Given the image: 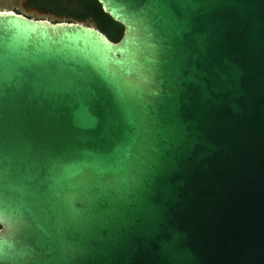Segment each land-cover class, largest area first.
I'll return each instance as SVG.
<instances>
[{"label":"water","instance_id":"1","mask_svg":"<svg viewBox=\"0 0 264 264\" xmlns=\"http://www.w3.org/2000/svg\"><path fill=\"white\" fill-rule=\"evenodd\" d=\"M99 2L0 9V264H264V0Z\"/></svg>","mask_w":264,"mask_h":264},{"label":"trees","instance_id":"2","mask_svg":"<svg viewBox=\"0 0 264 264\" xmlns=\"http://www.w3.org/2000/svg\"><path fill=\"white\" fill-rule=\"evenodd\" d=\"M29 4L43 11L54 12L59 18L94 23L115 42L119 41L124 33V26L104 11L99 0H29ZM14 10L20 12L18 8Z\"/></svg>","mask_w":264,"mask_h":264},{"label":"rangeland","instance_id":"3","mask_svg":"<svg viewBox=\"0 0 264 264\" xmlns=\"http://www.w3.org/2000/svg\"><path fill=\"white\" fill-rule=\"evenodd\" d=\"M10 8H18L19 10H23L29 13V11H27L28 9L26 7V4L23 2V0H0V9H10ZM30 14L43 18H48L50 20H57L59 18L52 15L50 12L43 10L42 12L30 11Z\"/></svg>","mask_w":264,"mask_h":264},{"label":"flooded vegetation","instance_id":"4","mask_svg":"<svg viewBox=\"0 0 264 264\" xmlns=\"http://www.w3.org/2000/svg\"><path fill=\"white\" fill-rule=\"evenodd\" d=\"M23 2L26 4V7H28V6H30V7H33V6H31L30 4H29V0H23ZM10 9H15V8H10ZM27 11H29V10H27ZM20 12L21 13H24L25 15H27V16H31V17H39V16H35V15H32V14H30V11H29V13L28 12H25V11H23V10H20ZM48 12V11H47Z\"/></svg>","mask_w":264,"mask_h":264}]
</instances>
